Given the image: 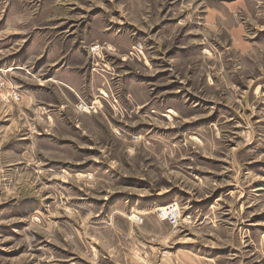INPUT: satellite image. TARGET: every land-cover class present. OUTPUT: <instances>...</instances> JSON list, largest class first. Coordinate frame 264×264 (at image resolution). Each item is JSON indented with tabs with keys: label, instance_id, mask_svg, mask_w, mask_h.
<instances>
[{
	"label": "rangeland",
	"instance_id": "obj_1",
	"mask_svg": "<svg viewBox=\"0 0 264 264\" xmlns=\"http://www.w3.org/2000/svg\"><path fill=\"white\" fill-rule=\"evenodd\" d=\"M0 264H264V0H0Z\"/></svg>",
	"mask_w": 264,
	"mask_h": 264
},
{
	"label": "built area",
	"instance_id": "obj_2",
	"mask_svg": "<svg viewBox=\"0 0 264 264\" xmlns=\"http://www.w3.org/2000/svg\"><path fill=\"white\" fill-rule=\"evenodd\" d=\"M160 213L164 217V219L170 221L174 226L178 225L179 222L181 221L180 208L176 204L170 206L167 209H163Z\"/></svg>",
	"mask_w": 264,
	"mask_h": 264
},
{
	"label": "bare ground",
	"instance_id": "obj_3",
	"mask_svg": "<svg viewBox=\"0 0 264 264\" xmlns=\"http://www.w3.org/2000/svg\"><path fill=\"white\" fill-rule=\"evenodd\" d=\"M165 209V208H164ZM161 210V209H160Z\"/></svg>",
	"mask_w": 264,
	"mask_h": 264
}]
</instances>
